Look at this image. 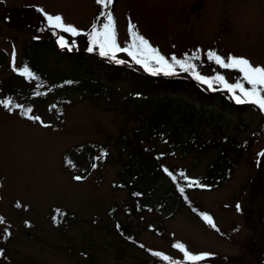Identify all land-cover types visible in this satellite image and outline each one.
<instances>
[{
    "label": "rangeland",
    "instance_id": "rangeland-1",
    "mask_svg": "<svg viewBox=\"0 0 264 264\" xmlns=\"http://www.w3.org/2000/svg\"><path fill=\"white\" fill-rule=\"evenodd\" d=\"M27 5L60 15L74 26L79 35L61 33L70 47L73 40L87 45V28L95 17L97 31L107 22L104 14L97 15L94 0H0V82L22 72L31 39L47 36L15 24ZM110 12L121 48L132 45L134 25L132 30L172 63V69L179 67L173 56L194 60L198 73L219 85L218 91L203 97L183 89L168 91L177 97L167 105L134 92L124 72L111 78L105 69L93 64L86 69L48 51L46 78L37 87H17L7 98L0 92V264H151L148 260L157 258L153 252L162 254L163 263L157 264H189L174 245L193 254H212L206 264H259L264 258V112L251 104L240 109L223 104L221 91L234 100L243 96L238 89L230 92L217 76L228 84L251 86L241 72L221 67L207 53L244 57L264 67V0H116ZM5 13L13 18L7 21ZM90 75L106 85L96 86ZM161 128L182 140L163 160L184 172L189 182H198L190 187L189 197L199 210L166 198L169 180L158 178L143 216L132 222L139 245L120 232L110 208L118 204L117 218L124 220L127 188L120 181V158L126 155L125 136L140 130L147 136L142 147L155 143L164 149L171 137L161 139ZM217 137L226 143L236 137L243 150L224 182L205 187L201 179L220 147L201 150L199 143ZM231 152L234 157L236 151ZM164 198L168 206L162 205ZM150 224L162 225L165 236L148 228Z\"/></svg>",
    "mask_w": 264,
    "mask_h": 264
},
{
    "label": "trees",
    "instance_id": "trees-1",
    "mask_svg": "<svg viewBox=\"0 0 264 264\" xmlns=\"http://www.w3.org/2000/svg\"><path fill=\"white\" fill-rule=\"evenodd\" d=\"M94 1L98 6V15L104 14L110 10L112 11L116 0H113V3L107 9H104L102 5L98 4L97 0ZM38 9L39 8L34 5H27V8L21 10L20 15H18L20 19L18 17L14 19L15 24H25L37 31L46 32L47 36L42 39H31L25 47L26 51L21 67L23 69L22 72L18 71L0 82V92L3 93V96L6 98L11 95L17 87L35 88L41 80L46 78L44 71L48 69L45 63L48 51H50L52 55L57 54L58 60H60V57H68L71 60H75L80 66L83 65L86 69L90 64H93L94 67L105 69L109 72L111 78L122 77L120 74L124 72V75H128L132 80L134 92H138L139 94L142 93L146 98H154L161 102L163 101V103L167 105L177 97L172 96L168 91L175 92L178 89H183L195 93L200 97L207 95L211 96L214 92L218 91L219 85L216 86L214 83L205 84L201 80L196 79L194 73H198L199 65H197L193 59H191L193 60L191 62L196 66L194 69L185 71L178 65L179 67L172 69L171 72L165 69L153 74L152 71L145 69L142 64H137L133 57L127 56L123 52H117L115 59L111 57V54L102 56L100 51L95 48V45L90 43V30L97 25V17L94 18L93 24L87 28L88 36L84 40L85 44H87L85 47L76 45V40H73L74 44L71 47L69 45L61 47L62 30L51 28ZM6 12L7 14H11L9 10ZM3 17L7 21L13 18L12 15H6V13ZM90 48L92 51H89ZM25 73H31V75H26ZM62 77L65 76L61 75L60 78ZM88 77L96 86L106 85L98 78L91 75ZM92 77L96 80L94 79L95 81H93ZM31 78H34L35 82L32 83V80L30 81ZM245 87L248 88L247 86ZM161 91L163 92L161 93ZM220 93L224 105L237 106L239 109L242 107V104L236 103V100L233 99V96L230 95L228 91H221ZM189 105L192 106V104ZM151 128V132L155 131L154 125H151ZM161 129L159 137L161 139L169 138L170 132L163 128ZM170 137L166 148L157 149L155 143L142 147L141 141L147 139V136L140 130H136L132 137L125 136L126 155L124 158H120L122 164L120 181L127 188V196L122 203V211L125 213V218L124 220H119L117 218L118 210H121L118 204L112 205L110 214L113 220L117 222L120 232L124 233L131 243L134 242L135 244H139L133 237L132 222L136 216H143L144 209L148 206L150 191L158 178L164 177L169 180L168 186L166 187V198H172L173 201H184L188 205L191 204V208L195 209L197 212L199 210L189 197L190 187L188 185L190 182L189 179L185 177L184 172L180 171L176 166L168 167V165L164 163L163 159L168 149L170 151L175 144L182 142L177 133ZM192 137H197L195 131L192 132L191 138ZM229 139L232 145H230L229 142L226 143L222 137L210 140L204 139L199 143L201 150L207 149L211 145L220 147L217 159L208 165L206 174L204 178L201 179V183L205 187H215L224 182L226 178L230 176L232 169H234V165L237 164L238 157L241 155V150H243V148L241 144H236V137ZM248 143L250 144L251 141L249 140ZM232 150L236 151L234 157L231 155ZM262 153H264V150ZM261 160L264 162V156H262ZM224 167H226L225 170ZM169 173H171V175H169ZM173 177H175V179H173ZM260 183H262L260 192L262 193L264 206V184L261 181ZM181 188L184 189L183 192L180 191ZM162 205L168 206L165 198L162 201ZM148 228L155 230L162 237L165 236L162 225L153 226L150 224ZM255 250L258 249L255 248L253 251ZM153 253L156 255V253L159 252ZM161 256L162 255H156L157 258L148 260V263H163V260L160 259ZM259 264H264V258L260 259Z\"/></svg>",
    "mask_w": 264,
    "mask_h": 264
},
{
    "label": "snow or ice",
    "instance_id": "snow-or-ice-1",
    "mask_svg": "<svg viewBox=\"0 0 264 264\" xmlns=\"http://www.w3.org/2000/svg\"><path fill=\"white\" fill-rule=\"evenodd\" d=\"M97 3L102 5L104 9H107L112 3L113 0H97ZM42 15H44L47 24L51 28L61 29L64 32H71L73 35H79V31L71 25H67L64 22V19L60 15H51L46 13L43 9H38ZM106 16L107 22L103 24L102 30L97 31L95 28L92 32V42L94 45L99 46V51L102 56H108L111 54V57L115 59L117 52H127L128 55L132 56L137 64H142L145 69L152 71L153 74H156L160 71H163L165 68L171 72L173 68V64L170 63L163 55L159 53V51L153 48L150 43L145 39L142 35H139L137 32L132 29L135 28L134 25L131 26L130 31L133 36V43L130 48H121L117 43V33L115 30V21L114 17L110 11L104 13ZM61 47H66V42L61 38L60 41ZM89 51H92L90 48ZM208 59L214 61L216 64L220 65L226 69H235L243 74V80L250 85V88H245L243 83L237 84H228L223 76H217L216 80L225 85V87L230 91L235 93L238 89L240 93H242L243 98L241 96H236V103L238 104H251L253 106L258 107L262 112H264V67L262 66H254L247 58L244 57H235L230 56L228 58L221 57L215 52L209 51L207 53ZM194 59H199V57H193ZM172 61L175 64L179 65L185 71L189 69H194L196 66L192 63H188L187 61L177 59L173 56ZM155 65H159L160 67H154ZM26 75H31V73H25ZM196 79L201 80L205 84H210V80L201 76L199 73H194ZM0 103H4L0 101ZM11 104V101H7L5 106ZM32 119V117H29ZM39 119V118H36ZM264 156V153L261 154ZM171 175V173H169ZM75 179L79 180L81 177L77 176ZM175 179V177H173ZM192 184H198V182L192 181L189 183V187ZM183 188L180 189L183 192ZM239 209V205H237ZM204 219L213 227V221L210 217L204 216ZM174 247H178L185 256V259L189 262V264H200V262H205L211 258L212 254L209 253H200L193 254L186 250L183 245H174ZM156 255H162L156 253ZM163 259L168 260L169 257L163 256Z\"/></svg>",
    "mask_w": 264,
    "mask_h": 264
}]
</instances>
